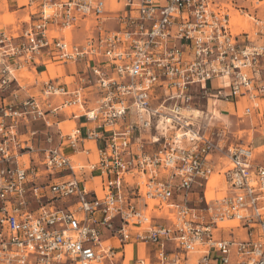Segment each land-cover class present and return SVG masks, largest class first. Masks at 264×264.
Returning a JSON list of instances; mask_svg holds the SVG:
<instances>
[{
  "label": "built area",
  "instance_id": "1",
  "mask_svg": "<svg viewBox=\"0 0 264 264\" xmlns=\"http://www.w3.org/2000/svg\"><path fill=\"white\" fill-rule=\"evenodd\" d=\"M111 1L26 0L30 16L0 28V264H124L137 244L130 264H264V0ZM81 61L73 89L46 78L19 97L20 72ZM68 109L90 126L56 146L19 137ZM85 139L96 160L74 164Z\"/></svg>",
  "mask_w": 264,
  "mask_h": 264
},
{
  "label": "crops",
  "instance_id": "2",
  "mask_svg": "<svg viewBox=\"0 0 264 264\" xmlns=\"http://www.w3.org/2000/svg\"><path fill=\"white\" fill-rule=\"evenodd\" d=\"M30 16V9L26 6V0H0V28L2 29H11L15 26H18L22 21L26 20ZM32 17V16H31ZM85 63L83 61L75 64H59V63H48L43 66H40L38 69V75L34 73H27L30 77H22L20 81L24 80L26 83L23 84L25 90L20 92V98H23L26 95H38L39 82L42 79L46 78H58L59 81L65 82L69 89H73L77 86L79 77L84 74L86 71ZM85 93L88 94L89 102L92 103L95 98V92L91 89H85ZM56 102L59 99H55ZM220 102V101H219ZM218 108L221 107L222 110H226L230 104L227 102H221L217 104ZM232 105H230V109ZM72 110V108H71ZM71 110H64L52 116L50 123H45L42 120L33 121L30 124H22L18 129L19 137L21 139L29 140V144L33 147L45 146L48 145L45 141V138L49 135L52 138V141L49 145L56 146L58 145L62 138L70 131L73 127H81L82 131L86 127H89L90 124L84 121L83 116L74 115L71 113ZM99 143L83 140L78 147L77 152L71 154V159L74 164H81L86 166L89 162L96 160V149L98 148ZM66 150V148L64 147ZM68 151V150H66ZM33 156V155H32ZM30 155H23L18 159V163L23 166H29L31 160H29ZM35 158V159H34ZM33 161H36L37 158L34 157ZM76 168V167H75ZM66 176H61L58 179L51 178V181L62 180ZM84 178V176H82ZM47 179L44 177H39L37 182H43ZM99 178L94 174L90 179L86 178L83 180L82 184L88 190H98ZM30 199V208L33 210L39 204L32 198ZM58 207H62L61 204H58ZM126 251L129 255V262L131 257L134 255H145L147 254L148 249L144 248L143 245L137 244L136 246L127 245ZM131 255V256H130ZM125 263V262H124ZM129 264V263H128Z\"/></svg>",
  "mask_w": 264,
  "mask_h": 264
},
{
  "label": "rangeland",
  "instance_id": "3",
  "mask_svg": "<svg viewBox=\"0 0 264 264\" xmlns=\"http://www.w3.org/2000/svg\"><path fill=\"white\" fill-rule=\"evenodd\" d=\"M105 2H106V6L108 8L110 7L111 11H113L114 9L111 8L112 7V1L111 0H105ZM122 10H123L122 4H119V7L115 11L122 12ZM86 35H87V33L83 29H79L76 32H74V40L75 41H80L81 39H83L84 37H86ZM24 73H26V72H24ZM21 83L22 84H25L26 82L24 80H22ZM216 104H221V102H217ZM227 109H228V111H233L232 108L230 109V105H229V107ZM219 110H221V107H219ZM226 116H227V119L230 121L229 131L230 132H235L236 129H237V127L235 125V123H236V117H234L232 115H226ZM220 117L222 119H226L225 116H223L221 112H220ZM242 127L245 128V131H242L241 134L243 136H246L247 133L249 132V131H247L248 125L247 124H244ZM256 147L257 148L254 151V156H256L257 158H260L261 156H263L262 154L264 152V148L262 147V140L261 139H257L256 140ZM218 170H219V168H215L214 174L218 177V181H219V180L222 179V176H221V174L219 175L217 173ZM214 174H212L211 177L214 176ZM237 236H243V233L240 232V234H237Z\"/></svg>",
  "mask_w": 264,
  "mask_h": 264
},
{
  "label": "bare ground",
  "instance_id": "4",
  "mask_svg": "<svg viewBox=\"0 0 264 264\" xmlns=\"http://www.w3.org/2000/svg\"><path fill=\"white\" fill-rule=\"evenodd\" d=\"M231 24H233V25H238L239 24V21H237L235 18H232L231 19ZM20 76H22V77H26V78H29L30 76L28 75V74H26V73H24V72H20ZM209 110H210V108H209ZM211 112H213L215 115H218V116H220V113H219V110L216 108V107H214V108H212L211 110H210ZM194 113H196V112H194ZM212 174H214V172L212 173ZM211 177V176H210ZM220 181V180H219ZM218 177L214 174V176H212L211 178H209V180H208V182H207V196L208 197H212V192H211V190H212V188L217 184L218 185ZM131 256V255H130ZM125 263L124 264H130V262H129V255H128V253H127V251H126V259H125V261H124Z\"/></svg>",
  "mask_w": 264,
  "mask_h": 264
}]
</instances>
